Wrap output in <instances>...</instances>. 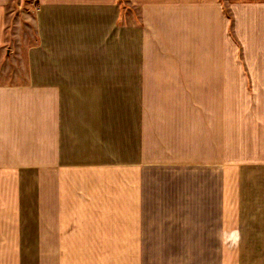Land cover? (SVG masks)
Segmentation results:
<instances>
[{"label":"crops","instance_id":"crops-1","mask_svg":"<svg viewBox=\"0 0 264 264\" xmlns=\"http://www.w3.org/2000/svg\"><path fill=\"white\" fill-rule=\"evenodd\" d=\"M12 2L0 264H264V0Z\"/></svg>","mask_w":264,"mask_h":264},{"label":"rangeland","instance_id":"rangeland-1","mask_svg":"<svg viewBox=\"0 0 264 264\" xmlns=\"http://www.w3.org/2000/svg\"><path fill=\"white\" fill-rule=\"evenodd\" d=\"M12 12L11 15L15 18V28L20 27L19 22H21V29L22 32H24L28 37H30L31 33V26H30V21H22L24 18H31L33 17V11H36V8L33 7V0H12ZM35 8V10H34ZM18 19L20 21H18ZM29 29V30H28Z\"/></svg>","mask_w":264,"mask_h":264}]
</instances>
